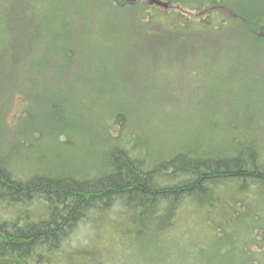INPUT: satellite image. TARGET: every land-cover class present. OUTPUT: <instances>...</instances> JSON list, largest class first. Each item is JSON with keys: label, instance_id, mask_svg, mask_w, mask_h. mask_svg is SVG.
Here are the masks:
<instances>
[{"label": "rangeland", "instance_id": "1", "mask_svg": "<svg viewBox=\"0 0 264 264\" xmlns=\"http://www.w3.org/2000/svg\"><path fill=\"white\" fill-rule=\"evenodd\" d=\"M160 1V11L171 2ZM111 3L0 0V157L17 176L44 166L96 173L94 160L120 136L119 115L126 119L124 137L153 146L169 145L186 120L264 118V46L251 51V41L227 35L224 24L213 38L193 22H155L152 33L136 20L139 13ZM226 6L224 16L237 19ZM185 14L196 22L202 15ZM59 48L71 52L62 73L49 64L63 60ZM50 104L56 120L46 111ZM167 128L173 132L167 135ZM12 214L0 210V217ZM190 216L180 230H142L145 235L83 224L63 248L79 250L74 264H264V230H200ZM246 224L255 225L251 217Z\"/></svg>", "mask_w": 264, "mask_h": 264}, {"label": "trees", "instance_id": "2", "mask_svg": "<svg viewBox=\"0 0 264 264\" xmlns=\"http://www.w3.org/2000/svg\"><path fill=\"white\" fill-rule=\"evenodd\" d=\"M155 2L153 8L139 0L111 4L139 13L136 20L148 30L160 21L182 27L193 22L204 34L212 30L206 34L213 38L224 24L227 35L251 41V51L264 46V5L255 7L254 0H236L227 6V0H171L161 11L157 6L164 2ZM175 4L182 11L173 9ZM222 5L237 19L225 17ZM188 11L202 14L196 17L198 22L185 14ZM58 53H63V60L49 64L62 73L70 66L71 52L59 48ZM46 111L58 118L52 104ZM115 120L122 130L125 117ZM263 120L258 115L186 120V129L170 136V144L165 137L169 145L133 141L120 130L119 137L109 139L100 160H94L92 175L60 173L44 166L20 177L0 157V210L13 213L10 218L0 217V264H74L79 250L68 254L63 246L83 230V224L145 235L142 230H180L191 213L200 230H264V215L253 213L254 207L264 213ZM249 217L254 226L246 224Z\"/></svg>", "mask_w": 264, "mask_h": 264}]
</instances>
